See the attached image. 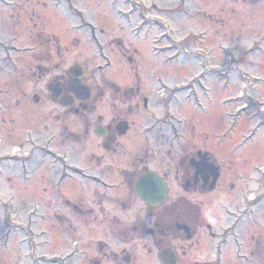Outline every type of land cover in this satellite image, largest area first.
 Listing matches in <instances>:
<instances>
[{"label":"rangeland","instance_id":"obj_1","mask_svg":"<svg viewBox=\"0 0 264 264\" xmlns=\"http://www.w3.org/2000/svg\"><path fill=\"white\" fill-rule=\"evenodd\" d=\"M3 1L0 0V51L2 47L8 46L13 57L12 62L17 63V68L15 64L14 68L18 75L26 76L17 77L19 81L15 83L16 76L8 74V89H4L1 79L0 91L7 92L10 89L19 97L24 93L30 95L27 97L26 107H21L9 118L14 116L18 122H23V127L26 128L28 119L26 116L24 119V114L28 113L30 120L37 122L34 125L40 122L43 125V122H46L48 128L39 127L40 131L35 134L37 137L31 139V143L26 141L28 138L24 135L25 132L21 131L20 136H9L7 131H0L1 138L5 141L0 144V215L3 212L5 217L13 214V208L10 207L13 205L17 208L15 214L20 211L23 216L21 221L16 222L20 224L19 227L8 225L6 219L3 230L0 224V264H79L80 258L76 255L74 242L78 241L80 233L73 229L65 231L62 223L53 218L51 221H45V218L40 220V217L49 209L52 210L51 215L59 213L63 193L74 202L80 200L81 192L85 193V199L91 198L95 193L96 185L90 175H94L97 165L88 161L87 156L98 140L92 132L87 139L82 137L81 143L68 135L79 133V126L87 124V119L90 121L94 116L69 115L65 119L68 131L61 133V124L54 119L59 107L49 99L46 83L33 80L28 67L29 60L26 64L18 60V57L23 56L30 58L33 48H36V52L43 50L40 45L43 46L42 43L46 40L41 32L60 42L65 51V61L61 66L68 74L75 67L85 69L84 79L90 85L94 79L97 80L99 91L108 93L106 86L109 82L122 84L128 76L136 74L145 79L153 75L158 76L166 82L165 85L170 90L178 84L174 82L188 83L192 79L195 91L193 97L196 99L191 100V113L178 108L187 91L178 96L176 106L174 105L169 113L180 114L178 117L184 118L183 123L193 122L196 127L195 139L200 144L202 141L207 143L208 149L214 152L218 160L225 145L247 141L245 151L252 152L254 147L259 161H253L248 152L244 159H249V163L245 167L251 172L253 165L264 167V127L256 130L260 123H264V116L258 118L260 113L252 109L236 116L235 110L241 104L240 101H234L232 105L224 104L230 98L236 100V92L244 87L246 79H238L235 73L238 82L234 80V86L228 91L221 90L220 79L224 63L228 62L229 52H232L222 51L221 46L229 43L233 47V39L240 28L247 35L251 31L255 35L264 34V0ZM26 51L30 53H25ZM129 58L132 63H129ZM257 59L260 58H256V61ZM232 67L233 64H230L228 69ZM257 74L264 78V68ZM203 86H206L207 90H204ZM32 91L42 98L39 105L32 104ZM250 92L264 98V83ZM249 96L247 94L246 98ZM93 99L94 102L89 103L96 107L93 112L108 118L111 114L108 95L102 102L97 96ZM248 102L251 106L252 103ZM257 105V110L264 109L260 102H257ZM166 112L163 109L162 113ZM31 129L32 126H29L28 132ZM52 136L54 137L51 144L47 145V137ZM51 150L52 157L49 159ZM14 152L16 154L13 159L1 158L5 153ZM24 175H29L30 180L24 181ZM66 176L64 183L59 184L61 178ZM79 181L84 188L82 191ZM170 184L172 189L169 202L182 194L180 184L175 182L173 177ZM45 187L54 189L50 196L42 193ZM99 192L103 190L99 189ZM112 194L115 195V191ZM185 196L191 202L206 203L203 196ZM123 197L122 193L120 198ZM33 199L37 201L34 202ZM132 203L136 211L146 213L149 218L151 209H143V204L135 198ZM6 204L9 207H6ZM35 206L40 210L38 217L34 219L35 225L25 227L26 216ZM100 232L95 234L97 239L105 240ZM30 236L35 240L32 238L33 241H30ZM109 240L108 244L113 247L112 239ZM170 246L175 247L173 244ZM185 250L189 252L194 264H207L204 245H201L198 251L194 248L190 250L186 245ZM136 254L138 264H160L154 257V252L150 256L144 249L139 248ZM68 255L73 257L67 260Z\"/></svg>","mask_w":264,"mask_h":264},{"label":"flooded vegetation","instance_id":"obj_2","mask_svg":"<svg viewBox=\"0 0 264 264\" xmlns=\"http://www.w3.org/2000/svg\"><path fill=\"white\" fill-rule=\"evenodd\" d=\"M41 33L46 40L42 43L43 46L40 45L43 50L36 52V48H33L32 54L25 52L30 53V58L23 56L18 57V60L25 64L29 60L28 67L33 80L46 83L49 99L59 107L54 119L61 124V133L68 131L65 119L69 115L94 116L90 121L87 119V124L79 126V133L68 135L81 143L92 132L98 140L87 156L88 161L97 165L94 175H90L96 185L95 193L91 198L85 199V193L81 192L80 200L75 202L63 193L59 213L51 215L52 210L49 209L45 215L39 216L40 220L45 218V221H51L53 218L62 223L65 231L73 229L80 233L78 241L74 242L76 255L80 258L79 264H138L136 250L139 248L144 249L150 256L154 252L157 261L163 250L171 249L177 256L176 264H194L189 252L185 250L186 245L190 250L194 248L197 251L204 245L207 264H264V167L253 165L252 172L248 171L245 165H248L249 159H244L249 152L253 161H259L254 152L257 150L253 147L252 152L245 151L247 141L232 142L229 146H224L223 154L218 160L214 152L208 149L207 143L202 141L200 144L195 139L196 127L193 122L183 123L184 118L178 117L180 114L169 113L177 104L178 96L185 91L187 93L181 98L182 103L178 108L191 113V100L195 98L194 81L191 79L188 83L174 82L178 84L170 90L165 85L166 82L158 76L145 79L136 74L128 76V80L126 78L127 81L122 84L109 82L106 86L108 93L99 91L97 80L94 79L90 85L84 79L85 69L82 68L83 74L78 78L71 70L68 74L61 66L65 61V51L60 42L46 36L45 32ZM233 41V47L229 43L221 46L224 52L232 51L229 52L228 62L224 63L222 70L221 90L228 91L234 86V80L238 82L235 73L238 79H246V83L240 91L237 90L236 100L230 98L224 104L232 105L234 101H240L241 104L235 110L236 116L252 109L260 113L258 118L261 119L264 109L257 110L255 105L260 102L264 107V98L253 95L250 90L257 89L264 83V78L257 74L264 68V34L255 35L251 31L247 35L240 28ZM6 48L2 47L0 51V80L3 81L4 89H8V74L16 76L15 83L19 81L17 77L26 76L18 75L14 68V64L17 68V63L12 62L13 57L9 53L11 51L8 46ZM258 57L260 59L256 61ZM128 61L133 62L131 58ZM230 64L233 67L228 69ZM76 82L89 89L87 100L83 91L74 90ZM203 87L207 90L206 86ZM49 89L55 93L60 92V96L56 98ZM11 91H0V131H7L9 136H20L21 131L25 132L23 134L28 138L26 141L31 143V139L37 137L35 134L40 131L38 128L44 126L47 129L48 125L46 122L43 125L41 122L34 125L36 121H31L29 114L25 112L24 119L25 116L28 119L26 128L14 116L9 118L21 107H26L27 97L30 96L24 93L19 97ZM247 94L250 95L248 98ZM107 95L111 109L108 118L95 114V105H89L94 96L102 102ZM31 99L33 105H39L42 101L35 91H32ZM248 101L252 103L251 106ZM98 103L100 104L99 101ZM163 109L167 111L166 114L162 113ZM263 124L260 123L259 126L264 127ZM29 126H32L30 132ZM53 137H47V145L51 144ZM2 142L5 141L0 135V144ZM51 153L52 150L49 159L52 157ZM200 165L204 168L215 167L217 175L210 171L201 173L198 169ZM144 175H157L162 180L169 190L165 203L151 206L138 196L137 184ZM24 176V181L30 180L29 175ZM172 177L180 184L182 194L169 202ZM65 178L67 176L62 177L59 184H63ZM78 184L82 191V183L79 181ZM99 189L103 192H99ZM53 190L52 187H45L42 193L50 196ZM113 191L116 196L112 194ZM119 193H123L124 197L120 198ZM185 195L203 196L206 203L191 202ZM133 198L143 204V209H151L149 218L146 213L135 210ZM6 207L9 205L6 204ZM10 207L13 208V214L5 217L3 212L0 215L1 230L5 226V219L13 227H19L20 224L16 222L23 219L20 211L15 214L16 207ZM39 212L38 206L32 207L24 226L35 225ZM11 215L15 216L12 221ZM99 231L105 240L97 239L95 234ZM32 238L34 237L30 236V241L35 240H31ZM109 239H112L113 247L108 244ZM149 243L152 248H149ZM172 244L175 247L170 246ZM72 257L73 255H68L67 260Z\"/></svg>","mask_w":264,"mask_h":264},{"label":"water","instance_id":"obj_3","mask_svg":"<svg viewBox=\"0 0 264 264\" xmlns=\"http://www.w3.org/2000/svg\"><path fill=\"white\" fill-rule=\"evenodd\" d=\"M72 73L78 78L83 74L81 68H75L71 70ZM53 92L54 96L57 98L59 93H55L54 90L49 89ZM74 90H81L85 94V100L89 97V89L85 86L80 85L78 82L74 83ZM74 91V92H75ZM66 106H69L67 104ZM198 166V169L201 173L210 171L212 174L217 175V169L215 167L209 168L208 166ZM208 167V168H207ZM169 190L165 187L162 180L157 177V175H144L142 176L137 184V193L138 196L143 199L148 205L157 206L166 202ZM159 259L162 264H176V255L173 250L165 249L159 254Z\"/></svg>","mask_w":264,"mask_h":264}]
</instances>
